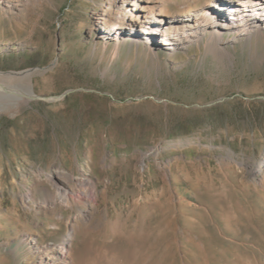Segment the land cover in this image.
<instances>
[{"label":"rangeland","instance_id":"obj_1","mask_svg":"<svg viewBox=\"0 0 264 264\" xmlns=\"http://www.w3.org/2000/svg\"><path fill=\"white\" fill-rule=\"evenodd\" d=\"M101 1L0 8V74L33 70L36 97L0 111V264L72 226L74 264H264V32L222 59L117 44ZM66 186L74 205H41Z\"/></svg>","mask_w":264,"mask_h":264},{"label":"bare ground","instance_id":"obj_2","mask_svg":"<svg viewBox=\"0 0 264 264\" xmlns=\"http://www.w3.org/2000/svg\"><path fill=\"white\" fill-rule=\"evenodd\" d=\"M37 0H0V8L11 12L25 10ZM174 2L178 8L170 10ZM97 9L92 29L100 32L105 41L117 44L122 39L150 40L154 48L173 51L192 42L203 43L206 52L215 58L231 56L226 43L227 34L253 35L264 32V0H102ZM34 71L0 74V111L27 104L35 97L32 85ZM25 79L26 85L13 86L11 81ZM254 176L260 167L251 166ZM57 193L41 203L43 206L74 205L73 190L59 187ZM29 197L25 195L24 200ZM83 214V212H82ZM81 216V215H80ZM73 226L60 242L38 244L33 238V249L38 253L37 264H74Z\"/></svg>","mask_w":264,"mask_h":264},{"label":"water","instance_id":"obj_3","mask_svg":"<svg viewBox=\"0 0 264 264\" xmlns=\"http://www.w3.org/2000/svg\"><path fill=\"white\" fill-rule=\"evenodd\" d=\"M6 73H9V72H6Z\"/></svg>","mask_w":264,"mask_h":264}]
</instances>
